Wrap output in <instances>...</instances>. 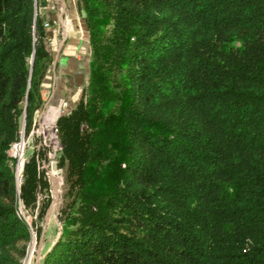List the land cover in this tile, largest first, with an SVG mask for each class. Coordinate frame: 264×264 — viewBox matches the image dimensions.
<instances>
[{"label": "trees", "instance_id": "1", "mask_svg": "<svg viewBox=\"0 0 264 264\" xmlns=\"http://www.w3.org/2000/svg\"><path fill=\"white\" fill-rule=\"evenodd\" d=\"M43 2L0 0V264L30 236L7 152L43 104ZM78 3L89 78L56 120L66 192L40 264H264V0ZM42 158L20 186L40 219Z\"/></svg>", "mask_w": 264, "mask_h": 264}, {"label": "crops", "instance_id": "2", "mask_svg": "<svg viewBox=\"0 0 264 264\" xmlns=\"http://www.w3.org/2000/svg\"><path fill=\"white\" fill-rule=\"evenodd\" d=\"M45 1L49 10L45 18L50 24L47 38L56 50L40 94L47 102L53 93L63 96L64 108L68 111L77 103L88 82L91 55L88 31L78 0Z\"/></svg>", "mask_w": 264, "mask_h": 264}, {"label": "rangeland", "instance_id": "3", "mask_svg": "<svg viewBox=\"0 0 264 264\" xmlns=\"http://www.w3.org/2000/svg\"><path fill=\"white\" fill-rule=\"evenodd\" d=\"M39 2H41L42 0H38ZM49 12L48 8H47V4L46 1L43 3H40V7H39V13L44 16V21H43V25L46 29V36L44 39V43H45V47L47 49V52L49 53L47 56H45L43 58V64L39 65L38 64V70L36 73V77L38 73H40V71L43 69L46 70V73L48 71V69L51 67V63L53 62V57L55 55V46H51L48 42V38H47V28H49L50 24H48L47 26L45 25L46 22L49 23V21L46 20L45 18V14H47ZM35 77L36 80H34V82L37 81V78ZM45 78V77H44ZM42 82V83H41ZM39 83L42 85L43 83H45V79L42 80H38V83H36V87L39 86ZM47 83V82H46ZM39 101V98H36V102ZM43 104L41 107H39V109L36 111V117H35V123L32 126V128L30 127V129L28 130V132L26 131L25 127H24V135H25V140H26V147H25V156H29L31 154V152L34 149H37L38 146H40L41 144L39 143L40 141V136L41 138L43 137L42 135H40L39 133H37V130L33 127L42 125L43 126V120L42 117L39 118V114L41 113V111L46 108H49V106H54V107H59L60 104H62V111L63 112H58L55 113L57 115V117L60 114H63L66 112L65 108H64V98L63 96L60 95H56L55 93H53L50 96V100L47 101H42ZM43 110V111H44ZM54 111L58 110V109H53ZM56 119V118H55ZM32 130H35L33 133H31ZM49 132L50 130H46V132ZM37 133V136L34 135ZM43 139V138H42ZM41 139V143H43V140ZM47 170L51 171V170H61V176L63 178V183L58 187L55 182H53V186L50 187L49 189V194H50V198L52 201V198H54V203L52 205L48 206V209L46 210V212L43 214V216L39 217V212H38V207H39V201L37 204V210L35 209V207L32 206H26V208L28 209V213L32 219V227H33V231L32 234H30L29 239L26 241H21L18 243V249H22L23 253L19 254V259L21 261V264H40V260L42 257V253L46 250L47 247H49L51 244H53V242L56 240V238L58 237V235L60 234V222L58 220L57 217V213H58V209L61 205V203L63 202L64 199V195L66 192V183L64 181V176H65V172H64V168L63 167H59L58 163L56 160L52 161L49 166L46 168ZM52 183V182H51ZM40 195L42 196L43 200L45 198V196L42 194V192H40ZM43 204V202H42ZM41 204V206H42ZM41 209V208H40ZM38 229V231H37Z\"/></svg>", "mask_w": 264, "mask_h": 264}, {"label": "built area", "instance_id": "4", "mask_svg": "<svg viewBox=\"0 0 264 264\" xmlns=\"http://www.w3.org/2000/svg\"><path fill=\"white\" fill-rule=\"evenodd\" d=\"M49 23L46 22L45 25L47 26ZM60 112L62 111V104H60ZM50 107V106H49ZM44 110V109H43ZM41 111L39 114V118L42 117V115L48 110L46 108L44 111ZM44 116V115H43ZM56 119L53 121V123L49 126V128H46V125L43 123V126L39 124V126L33 127L37 130V133L42 135L43 139L40 136L39 143L41 144L38 146L37 149H40L43 151V158L40 159L38 163V167L40 170L44 171V174L49 180L50 187L53 186V182L59 187L63 183V178L61 176L60 171L61 170H47L46 168L49 166V164L56 160L58 163V157L61 151V144L59 141V133L58 129L56 127ZM43 120V117H42ZM43 122V121H42ZM46 130H50L49 132ZM35 130H32L31 133H33ZM37 133L34 134L37 136ZM41 139L43 140V143H41ZM25 147H26V140L24 135V120L22 121V125L19 131L18 137L11 142L9 149H8V156L10 157V163L13 170V176H14V186H15V213L16 215L25 223L29 234H32L34 232L32 229V219L28 213V209L26 208L25 204L23 203V200L20 196V186L23 182V170H24V164L27 159L25 156ZM61 168V167H60ZM52 181V185H51ZM54 203V198H52V201L50 205Z\"/></svg>", "mask_w": 264, "mask_h": 264}, {"label": "bare ground", "instance_id": "5", "mask_svg": "<svg viewBox=\"0 0 264 264\" xmlns=\"http://www.w3.org/2000/svg\"><path fill=\"white\" fill-rule=\"evenodd\" d=\"M60 108L61 106L59 107L50 106L48 110L45 112L43 116V123L46 125V128H49V126L53 123V121L58 115V112H60ZM53 109H58V110L54 111ZM55 113H57V115Z\"/></svg>", "mask_w": 264, "mask_h": 264}, {"label": "water", "instance_id": "6", "mask_svg": "<svg viewBox=\"0 0 264 264\" xmlns=\"http://www.w3.org/2000/svg\"><path fill=\"white\" fill-rule=\"evenodd\" d=\"M31 65H32V59H31ZM29 81H30V77H29ZM40 192H41V189H40V187L38 186V187H37V198H38V201H39L38 212L40 211L41 204H42V202H43V198H42V196L40 195Z\"/></svg>", "mask_w": 264, "mask_h": 264}]
</instances>
